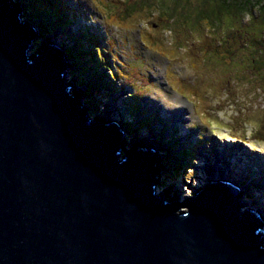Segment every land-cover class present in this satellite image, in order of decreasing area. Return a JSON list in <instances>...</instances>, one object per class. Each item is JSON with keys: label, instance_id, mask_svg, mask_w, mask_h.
Listing matches in <instances>:
<instances>
[{"label": "water", "instance_id": "water-1", "mask_svg": "<svg viewBox=\"0 0 264 264\" xmlns=\"http://www.w3.org/2000/svg\"><path fill=\"white\" fill-rule=\"evenodd\" d=\"M21 14L0 0V264H264L240 185L153 191L166 165L152 149L120 156L119 127L67 93L58 44L29 59L37 29Z\"/></svg>", "mask_w": 264, "mask_h": 264}, {"label": "rangeland", "instance_id": "rangeland-1", "mask_svg": "<svg viewBox=\"0 0 264 264\" xmlns=\"http://www.w3.org/2000/svg\"><path fill=\"white\" fill-rule=\"evenodd\" d=\"M13 1L26 11V0ZM49 1L53 12L61 11L64 15L65 28L54 30L58 19L52 20L50 30L40 35L33 20L21 14L19 18L25 25L37 29L36 36L29 42L27 55L34 58L39 54L40 48L49 43L47 36L63 49L86 31L96 43L92 49L100 56L97 60L108 63L111 72L117 75L116 89L108 99L99 98L93 113L89 105L90 114L98 115L96 121L103 124L117 121L125 149L156 148L154 151L161 156V164L162 161L166 164L171 153L191 149L193 158L180 163L176 172L159 168L155 185L159 191L174 198L191 199L209 180L230 175L228 179L241 187L239 199L247 200L244 208L260 210L264 217V143L250 138L255 127L264 122V79L251 81L249 85L235 78L231 80V75L240 71V60L246 55L244 45L257 33L258 13L253 10L251 19L249 15L223 8L209 17V23L202 22L198 27L193 12L198 15L204 0ZM179 2V8L171 10ZM212 5L211 1H205L206 9ZM185 9L191 15L183 19L187 15ZM86 40L87 37L81 42ZM225 54H228L227 67L231 66L230 71L228 69L231 75L226 73V65H221ZM71 69L68 64L67 72ZM173 78L184 91L183 95L175 93L167 84L168 80L173 82ZM68 80L75 82L71 93L77 90L84 94L74 76L68 74ZM96 95L99 94L93 98ZM133 103L138 106L136 111H133ZM175 110H179V115L172 114ZM170 111L172 113L168 114ZM146 118L147 128L146 125L135 134L130 133L127 127ZM217 137L227 139L226 143L233 148L236 146V151L230 153L235 157V160L230 158V166L222 162L221 156L216 158L217 150L213 149L214 154L209 155V141H216L218 146L221 143ZM169 146H172L171 152L167 150ZM209 148L212 150L211 146ZM124 154L121 150L120 155ZM197 159L207 172L205 181L197 179L201 176ZM211 176L215 179H209ZM261 231L264 238V226Z\"/></svg>", "mask_w": 264, "mask_h": 264}, {"label": "trees", "instance_id": "trees-1", "mask_svg": "<svg viewBox=\"0 0 264 264\" xmlns=\"http://www.w3.org/2000/svg\"><path fill=\"white\" fill-rule=\"evenodd\" d=\"M205 1L206 0H204V5H202L198 15H196V11L193 12V15L197 16L195 24H199L198 27L202 25V22H205L206 24L207 22L209 23V17L218 14V10H223V8H226L229 11L243 13L245 16L249 15L251 19L253 10L258 13L259 28L257 29L255 36L250 41L246 42L243 47L247 52L240 60V71L236 72L234 75H231L228 72V69L229 71L231 69L230 65L227 67L228 54L224 55L221 65H226V73L231 75V80L233 81H235V78L239 81H245V83L249 85L251 84V81L259 82L264 79V0H207L208 2L211 1L213 4L212 7L208 9L205 8ZM26 2V11L23 9L22 12H24L21 13L22 15L24 14L23 17L33 20L32 24L38 28L40 35L46 34L50 30L48 27L51 25L52 20L54 21L58 19V22H55L53 25L54 30L57 28H63V26L67 23L66 20H64V15L61 11H59L60 13L53 12L49 0H26ZM177 6H180V2L177 3L175 7L171 8V10H177L179 8ZM190 15L187 11V15H185L183 19L189 17ZM168 23L171 22L168 21ZM206 26L207 25L204 27ZM210 28L213 30V27ZM86 37L88 40L82 43L81 40H84ZM95 44L96 43L93 41V38H89L87 32L83 31L81 35L73 41V44L70 47L63 48L66 61H68L72 67L71 70H68V74L69 76H74L77 80V84L81 85L84 89V95L86 97L85 101L89 103L91 113H93L94 110H97L96 108L99 105V98L108 99L110 94L115 91V80H117V75L114 72H112V74L109 73L111 75L110 77L108 72H106L110 69V67H108V63H104L103 60H97L100 56L98 57V54L96 55L94 49H92L95 47ZM170 76V74L166 75L167 78H170ZM250 77L252 78L251 80L248 79ZM167 84L175 93L179 94L178 92H181V95L184 94V91L179 88L176 81H174V78L173 82L168 80ZM97 93L99 95H96L95 100L93 96ZM137 108L138 106L135 105L133 107V111H136ZM128 110H130L129 107ZM133 111L128 112V117L133 113ZM139 112L141 113V110H139ZM147 120V118L140 119L138 123H133L131 127L127 128L131 130L130 133L132 132L135 134L139 129L144 128L146 125V128L148 127L149 123ZM123 126L125 127V125ZM240 136L243 137L242 135ZM250 138L258 143H264V122H261L259 126L255 127V129L251 132ZM167 150L171 152L172 146H169ZM180 151L181 152L177 154L171 153L170 157H168L169 159L166 160V168L171 172L179 170L180 163H183L186 159L191 160V158H193L191 149ZM262 190L264 191V189Z\"/></svg>", "mask_w": 264, "mask_h": 264}, {"label": "bare ground", "instance_id": "bare-ground-1", "mask_svg": "<svg viewBox=\"0 0 264 264\" xmlns=\"http://www.w3.org/2000/svg\"><path fill=\"white\" fill-rule=\"evenodd\" d=\"M21 5V4H20ZM21 12H22V10H21ZM32 28V27H31ZM33 29V28H32ZM34 30V29H33ZM34 32H35V30H34ZM35 36H36V32H35ZM51 38L52 37H48V39L51 41ZM53 43H56L57 44V42L55 41V42H53ZM59 46V48H60V52H61V55H62V59H61V62H65V64H66V66L63 68V72L65 71V73L63 74L64 75V82L65 83H69V87L67 88V93L70 95V96H73V92L71 93L70 92V90H71V87L73 86V85H75V82L74 83H72V80H68V72H67V69H68V61H66V56H65V54H64V51H63V49L61 48V46L60 45H58ZM37 55H39V54H36L35 56H37ZM34 56V55H33ZM33 56H29V59L30 58H32ZM70 65V64H69ZM80 95L83 97V99L84 98H86L85 96H84V94L83 93H80ZM79 104H80V106H81V108H82V110H83V112L84 113H89V116L91 115V117H93L92 116V114H90V111H89V103L87 102V103H84L82 100H81V97L79 96ZM177 111H179V110H175L173 113L170 111L168 114H170V113H172L173 115H176L177 114ZM177 115H179V114H177ZM98 116V115H97ZM97 116L95 115V117H93V119L96 121V118H97ZM94 120H91L92 122H95ZM176 120V119H175ZM110 122H113L114 124H119L117 121H107V123H104V124H108V123H110ZM218 138V137H217ZM220 138V137H219ZM218 138V140H220L221 141V143H220V145L218 146V143L216 144V141L214 142V141H209L210 143H209V145H208V150L210 151V154L209 155H213L214 154V151H213V149L214 150H217V152H216V158L218 159V157H222V162L223 163H227L228 162V166H230V158H233V160H235V157L234 156H232L230 153H232L233 151H234V149H235V151H236V146H234V148L227 142L226 143V141H227V139H224L223 137L222 138H220L219 139ZM122 141H123V144H124V139H122ZM123 144H122V146H121V150L122 151H124L123 149H125L124 147H123ZM216 144V145H215ZM209 146H211V148H212V150H210V148H209ZM150 149V148H149ZM155 150H156V148H154ZM154 149H152L153 150V154H155V151H154ZM129 150H135V151H139V150H136V149H133V148H131V149H129ZM219 152V153H218ZM120 153V152H119ZM228 154H230L229 156H228ZM127 154L125 153L124 154V156L122 155H120L121 157H125ZM156 155V154H155ZM157 157H158V159L159 158H161V156L159 155V154H157ZM202 162V161H201ZM162 163L165 165V162L164 161H162ZM254 163V162H253ZM196 164H197V166L201 169V176H199L197 179H200L201 178V180L202 181H205L206 180V173L207 172H205V170L203 171L202 169H204L205 167L203 166V165H201L200 164V162L198 161V159L196 160ZM215 167H218V166H215ZM232 171L234 172V168L232 169ZM208 175H210V173H208ZM207 175V176H208ZM225 178H222V179H217L216 181H225V182H229L231 185H233V183L235 182V181H233V183H232V180L233 179H228V178H230L231 176L230 175H223ZM216 177V176H215ZM212 178H214V176H211L209 179H212ZM216 178H218V177H216ZM158 179L159 178H157V180L154 182V184H153V191L155 190V185L157 184V182H158ZM209 179H207V180H209ZM215 179V178H214ZM198 181H200V180H197V182ZM236 184V183H235ZM234 184V185H235ZM233 185V186H234ZM237 185L239 186V183H237ZM240 189H241V187H240ZM167 192H169V191H167ZM170 193V192H169ZM196 193H198V191L196 192ZM166 194H168V193H166ZM189 194H191V193H189ZM169 197H171V196H169ZM239 200H241V198L239 199ZM245 204V202H242V205L241 206H243L244 204ZM248 208H250V207H248ZM254 209V208H253ZM254 211H255V209H254ZM255 213L260 217V220H261V225L259 226V228H258V230H262V227L264 226V224H263V221L264 220H262L264 217H261V214H262V212L259 210V211H255Z\"/></svg>", "mask_w": 264, "mask_h": 264}, {"label": "clouds", "instance_id": "clouds-1", "mask_svg": "<svg viewBox=\"0 0 264 264\" xmlns=\"http://www.w3.org/2000/svg\"><path fill=\"white\" fill-rule=\"evenodd\" d=\"M94 48V47H93ZM95 51V50H94ZM95 54L97 55V52L95 51ZM106 72H108V75H109V77L111 76L109 73H111L112 74V72H111V70L110 69H108ZM115 73V72H114ZM111 95V94H110ZM135 106V105H134ZM128 108V107H127ZM129 111V110H128Z\"/></svg>", "mask_w": 264, "mask_h": 264}]
</instances>
